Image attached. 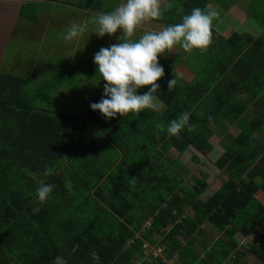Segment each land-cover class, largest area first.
<instances>
[{
	"label": "trees",
	"instance_id": "trees-1",
	"mask_svg": "<svg viewBox=\"0 0 264 264\" xmlns=\"http://www.w3.org/2000/svg\"><path fill=\"white\" fill-rule=\"evenodd\" d=\"M181 1L180 12L187 15L209 0ZM86 2L84 7L104 11L103 0ZM249 3L248 15L263 32L222 38L226 60L219 75L206 78L212 85L202 80L169 91L173 70L164 68L155 93L166 106L163 111L105 119L89 108L77 117L51 108L53 81L31 91L23 77L0 72V264H60L58 259L63 264H164L163 258L175 254L179 261L172 264H250L248 254L264 264V205L256 197L264 192V0ZM37 12L34 1L20 9L29 19ZM92 61L74 68L93 72ZM100 100L94 97L91 103ZM250 107L262 116L246 124ZM184 111L191 114L192 130H182L179 139L167 135L168 123ZM226 122L240 126V134L229 133ZM214 128L226 133L216 166L227 179L204 199L208 175L170 173L167 154L192 146L208 155ZM133 134L138 142L131 146ZM40 182L53 186L43 205L35 195ZM151 219V227L144 228ZM206 223L224 236L213 238ZM142 229L141 237L128 244ZM253 231L260 242L247 250L236 235ZM145 242L160 246L163 258L146 253Z\"/></svg>",
	"mask_w": 264,
	"mask_h": 264
},
{
	"label": "clouds",
	"instance_id": "clouds-1",
	"mask_svg": "<svg viewBox=\"0 0 264 264\" xmlns=\"http://www.w3.org/2000/svg\"><path fill=\"white\" fill-rule=\"evenodd\" d=\"M162 16L160 0H125L111 12H103L91 17L93 35L117 37V43L102 47L95 53L93 62L103 84V95L90 108L102 118L114 119L129 113H140L145 109L155 110V93L160 89L157 83L165 75L159 57L179 45L186 52L203 50L211 43V29L217 12L196 7L182 17V22L171 24L161 31H146L137 37L138 28L145 22L158 20ZM87 25L72 23L64 33V40L80 37ZM176 75L168 81L171 91L177 84ZM147 90L141 93V89ZM191 114L181 113L168 123L166 132L171 137L180 138L182 130H192ZM211 120L212 118L209 117ZM161 132L164 128L157 126ZM216 158V153L210 154ZM53 192V186L40 182L36 188V199L43 205ZM38 212L39 208L34 209Z\"/></svg>",
	"mask_w": 264,
	"mask_h": 264
},
{
	"label": "rangeland",
	"instance_id": "rangeland-1",
	"mask_svg": "<svg viewBox=\"0 0 264 264\" xmlns=\"http://www.w3.org/2000/svg\"><path fill=\"white\" fill-rule=\"evenodd\" d=\"M56 1L57 0H40L38 3L40 4V10L42 9L45 16L47 15L54 18L52 24H40L36 25V29H29V25H31L32 28L35 27V22L33 23L34 19L19 15V21L15 27V32L9 43L5 44V49H2L1 46V52L6 55V61L8 63L12 64L14 62L13 60H15V69L34 66L33 71L29 75H26V77H23L28 90L32 91L47 81L54 82V85L51 86L52 90L50 91V94L54 97L51 107L53 110L75 115L77 117L86 116L90 108L91 100L94 99V97L102 98L104 91L103 84L105 82H102L101 77L97 74V66L93 61V65L91 66L93 72L75 70L74 67L83 61L87 62L91 57H94L95 53H97L100 48L105 46L102 43L94 44V40L92 39L94 35L92 31H89V37H86L89 41L86 42L84 41L86 39H84V42L80 46H76V38L71 41L63 40L64 33L68 27H70L72 23H78L77 21H81L82 16L78 14L76 16L77 21L70 19L66 22V25L64 18L68 19L67 17L72 16V12L77 11L78 9L70 8L63 2ZM70 1L82 3L83 0ZM107 1L108 0H103L104 3ZM234 1L236 2L235 6L239 8L244 5L242 11L247 8L248 4H250V0H213L209 7L211 10L216 11L217 15L220 16L226 13L227 7ZM23 20H25V23L21 25ZM87 24V28H90L91 24ZM48 26L49 31L46 34H43L41 29L40 32L38 28H47ZM37 47L39 48L37 49ZM37 50L39 54L36 57H32ZM72 51H76V53L73 54ZM34 58L35 62L33 63L31 60ZM74 60L75 62H72ZM26 63L27 65L24 66ZM70 69L73 71L72 75L69 74ZM66 77H69V79L63 81ZM261 116V114L250 107L244 118V122L250 124L252 119ZM225 136L226 133L223 134L222 139ZM255 136L256 138L261 139L259 132L256 133ZM222 139L221 144L219 145L220 147L214 146L213 150L205 157L200 152H197L194 147H191L190 150H187L184 153H180L175 148H171L167 154L168 158L171 160V162L168 163L170 164V173L182 170L187 178L200 176L201 173L208 175V181L210 184L207 191L202 195L204 199L213 194L221 186L223 181L227 179V175L216 166V160L226 149V145L224 144L226 141L225 139ZM248 148L253 149V151L256 150V147ZM194 152L198 153L203 161L202 163H198L193 158ZM214 152L216 153V158L210 155ZM175 162L177 164L176 166H174ZM183 165H185L187 170L184 169ZM187 181H189V179H187ZM188 214L192 215V210H188ZM205 227L213 235V238L224 236L220 230L213 227L210 223H206ZM236 238H238L239 241L241 240L240 244L245 246L247 250L249 249L250 243L245 237H242L241 234H237ZM58 262L63 264L61 259H58Z\"/></svg>",
	"mask_w": 264,
	"mask_h": 264
},
{
	"label": "crops",
	"instance_id": "crops-1",
	"mask_svg": "<svg viewBox=\"0 0 264 264\" xmlns=\"http://www.w3.org/2000/svg\"><path fill=\"white\" fill-rule=\"evenodd\" d=\"M27 1H34L36 3L40 2V0H0V72L7 71L19 76L22 75V77H26V75H29L33 71L34 66L27 67L26 66L27 63H26L24 64V66L26 67H22L21 69L18 68L15 69L14 68L15 60H13L14 62L12 64L8 63L6 61V55L2 53L1 50L5 49L6 46L5 44L9 43L11 37L13 36L16 29L15 27L19 21L18 16L20 15V9L23 6V4L27 3ZM60 1L68 5L70 8L78 9L77 11H73L72 12L73 15L67 17L68 19L64 18L65 24L70 19L77 21L76 16L79 14L82 16V20L77 21L78 22L77 24H84V25H88L87 23H89L91 17L103 12H111L125 2V0H108L106 3H102L104 11L100 12V11H92L84 7L85 6L84 4H87L86 2L87 0H83L82 3H75L70 0H57L56 2H60ZM212 1L213 0H209L208 2H206L204 9H210L209 6L211 5ZM182 5L183 2L181 0H160V7L162 10L161 18L158 20L148 21L142 24L137 30V37L139 35H142L146 31H161L165 27L171 24L182 22V17L184 16L183 15L184 13L180 12V10L182 11V9H180L182 8ZM235 5L236 2L234 1L231 5L227 7L226 13L220 16L217 15V17L214 19L212 29H214L215 35L211 37V43L207 46V48L203 50L196 49L193 50L192 52H186L182 47L177 45L170 52L166 53L164 56L159 57V62L165 63L164 68L166 70H168V68L171 71L173 70L172 74L170 75V79L174 78V74H178L176 75L177 85L183 86L184 84L187 83H196V82H201L202 80H204L203 82H205L204 83L205 85H208L210 83L211 85L214 84V82L206 81V78L209 76L208 80L213 79V73L219 75L221 65L226 60V59L223 60L224 53L227 51H224L223 47L221 46L222 38L223 39L229 38L233 33H239V34L249 33L254 37H258L263 32V26L259 24L254 18L248 15L246 8L245 10L242 11L244 5L241 6L240 8ZM39 6L40 4H38V12L36 17H34V21H33V23L35 22V27L32 28V26L29 25V29H36L37 28L36 25H40V24L49 25L54 22L53 21L54 18L47 15L45 16V14L42 12V9L40 10ZM186 14L188 15L189 13ZM24 23L25 20L21 22V25ZM38 28L39 30L41 29L43 31V34H46L49 31V26L47 28L44 27H38ZM90 28H86L85 32L80 37L76 38V46H80L84 41L86 42L89 41L88 39H86V37L87 36L89 37V31L90 32L92 31V28L91 29ZM119 35H121L120 32H118L115 36H105L104 38H99L94 35L92 39L94 40V44L102 43L105 47H109L111 44L118 42L117 37ZM38 48L39 47H37V49ZM76 51H72V53L75 54ZM38 54L39 53L37 50L32 55V57H36ZM31 61L34 63L35 58L32 59ZM72 62H75V60ZM154 96L156 97L155 102L157 104V108L155 110L157 111L165 110L166 106L163 100H161L156 94H154ZM225 126L229 127V132L232 133L234 136H238L241 132L240 126L236 124L231 125L226 122ZM214 131H215V135L211 139V142L215 147H220L219 145L221 144V139L224 134L223 128H214ZM138 137L140 143H142L141 134ZM129 138L134 140V141L131 140L130 143L131 146L138 142L137 141L138 138L136 134L130 135ZM262 141H264V139H262ZM197 152H194V154L198 155ZM198 158L199 159H196V161L198 163H202L203 161L201 160L200 156ZM176 165L177 164H174V166ZM256 197L264 205V192L260 191L256 195ZM242 237L245 236L242 235ZM245 238L249 241L250 245L260 242V238L255 231H253L250 234V236ZM245 259L250 264H263L252 254H248L245 257Z\"/></svg>",
	"mask_w": 264,
	"mask_h": 264
},
{
	"label": "built area",
	"instance_id": "built-area-1",
	"mask_svg": "<svg viewBox=\"0 0 264 264\" xmlns=\"http://www.w3.org/2000/svg\"><path fill=\"white\" fill-rule=\"evenodd\" d=\"M151 224H152V219L151 220H148L145 224H144V228H149L151 227ZM145 230H141L140 232H136L135 233V237L134 238H130L128 240V244L130 243H133L136 239L140 238L141 237V233L144 232ZM144 248L146 249V253H151L153 254V256L155 258H160L162 257L163 258V249L160 247V246H157V247H153V246H150L149 243L145 242L144 243ZM163 263L164 264H172L173 262H176V261H179V255L175 254L174 257L171 259V260H167V259H162Z\"/></svg>",
	"mask_w": 264,
	"mask_h": 264
}]
</instances>
